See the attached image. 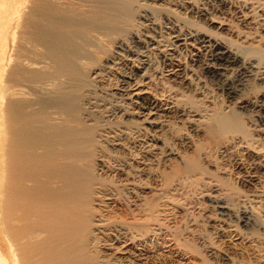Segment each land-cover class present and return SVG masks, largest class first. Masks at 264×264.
Masks as SVG:
<instances>
[{
  "label": "bare ground",
  "instance_id": "1",
  "mask_svg": "<svg viewBox=\"0 0 264 264\" xmlns=\"http://www.w3.org/2000/svg\"><path fill=\"white\" fill-rule=\"evenodd\" d=\"M163 2L214 22L193 0H0V264H124V255L128 264H174V249L202 264H264V95L248 129L228 75L252 72L264 88V48L238 45L210 24H180L172 7L164 39L155 31ZM263 2L239 4L241 25L264 29ZM250 31L241 37L262 45ZM189 47L224 78L232 105L185 106L158 90L159 63H170L166 76L183 70L189 79L176 59ZM167 114L189 130L200 122L211 139L205 153L239 169L230 186L216 179L239 203L208 196L217 221L208 234L219 242H188L176 225L175 178L213 171L201 166V143L171 132ZM96 221L115 236H98Z\"/></svg>",
  "mask_w": 264,
  "mask_h": 264
},
{
  "label": "rangeland",
  "instance_id": "2",
  "mask_svg": "<svg viewBox=\"0 0 264 264\" xmlns=\"http://www.w3.org/2000/svg\"><path fill=\"white\" fill-rule=\"evenodd\" d=\"M257 1H260V3H262L264 0H262V2H261V0H257ZM165 2H163L164 7H163V5H160L159 8H158L159 5L157 6V8L160 10H157L158 12H156V16H155L156 17V23H157L156 24L157 28H155V31L158 34L161 33L164 36V39L169 38V33L171 32V30L169 29V25L165 24L166 23L165 19H164L165 15H166L165 13L169 7L170 8L172 7V9L176 8V9H174V13L177 12L179 14L178 15L176 13L179 16L180 24H183V25L185 24L187 27H193V28H195V26H194L195 23H196L195 25L198 24V25H202V26H205V24H208V25L210 24L209 28L212 29L213 32L215 31L227 39H232L231 41H233L234 43L236 42L238 45L241 44L242 46L247 47V48H252L255 46H259L260 48H264V45H263L264 40L262 42V45H257L258 43L255 42V37L254 38L251 37V39L245 38V40H244V37H241V35L244 34L243 31L245 32V31L251 30L250 32L253 31L254 33H258V34L262 35V38H264V29H261V27L253 26L252 27L253 29H252L249 26H243V24L241 25V23L239 22V9L241 7L240 5L243 4V0L242 1L241 0H226V3H221V1H218V0L217 1L216 0H210V1L209 0H193L194 4L196 2L197 6H203L204 8H206V10L209 12V14L211 12L212 15H215L212 17V15L210 14V17L213 18V20H214V22H212V23L209 21L208 18L206 20H202L198 16V14H196V13L193 14V13L189 12L188 14L187 13L185 14L183 10L179 9L178 7H175L174 5H170L169 3L167 4ZM161 8L162 9L165 8L164 9L165 11L162 10ZM159 11H160V13H159ZM180 16H182L181 18H184V19H181ZM263 17H264V15H263ZM188 18H189V20L192 19V22L194 24L191 25L189 22L187 23L186 20ZM216 18H218V19H216ZM183 20H185V21H183ZM221 20L224 22V25H222L220 27L217 22L221 21ZM254 27H256V28L254 29ZM148 30H149V32L151 31L150 33L154 32L153 29L152 30L148 29ZM189 48H186L185 50L183 49L181 52H179L178 57H176V59H178V64H181L180 68L186 67L185 69L188 70L187 74L189 73V75H190V76L188 75L189 79L184 80L185 74H184L183 70L180 71V73L178 72L179 76H177L176 74H175L176 76H174V75L173 76H166V75H168V74H166V73H168V72H166V69L169 68L170 63H168V62L159 63V65L162 66L159 69L161 70V72H163V77H166V78L163 79L164 82H163V84L161 83V85H159L158 90L161 92L164 91L163 92L164 96H166L168 98L172 97L173 99H175V98L178 99V97H180L179 98L180 102L181 103L184 102L185 104L184 103L183 104L185 106H188V105L190 106L191 101L194 102L193 104H195V106L197 108H202V107L204 108L205 106H208V105L212 106V104H216V105L221 106V107H223V106L225 107L226 105H232V103H234L233 100H231V98L226 96L227 94H225V84H224V80H223L224 78L218 77L214 74L212 75V73L207 71V67H206L205 62H204L205 61L204 55L201 52L198 53L195 50H193L191 48L189 49ZM174 64H175V62H174ZM240 72L241 71L238 72L239 74L236 72L233 73L235 76L232 73H230L228 75H229V79H231L235 84L238 83V85H239V94L241 95V99L239 100V102H241V104L245 105V108L242 110V113L244 111L245 114L243 113V115H241L242 118L245 115L243 118L245 126L248 127V129H253L254 125H256V123H255L256 121H254V120H256V118H254V117H256L255 116L256 114H255L253 108L256 105V101L259 100L262 95H264V88H262V87L260 88V86L256 85V83H258V80L256 79V76L254 75V73H252V72L248 73L247 71H246L247 73L246 72L240 73ZM242 77L245 79V81H244V79H242ZM231 80H229V81H231ZM222 81H223V83H222ZM181 99H182V101H181ZM248 117H251L250 121H248V119H249ZM252 119H254V120L252 121ZM167 120L170 121L169 127L171 128V126H172L171 132L173 131L174 133H177L176 135L178 137L185 135V137L189 138L188 139L189 141L190 140L192 141L191 146H194V144H200L201 143L200 145L203 146L202 152H204L201 155L202 157H200V161L202 162V163L200 162L201 166H203L204 169L207 168L205 170L206 172L208 171V169L211 170V172L212 171L215 172L213 174V172L211 173L210 171H208L211 174L207 173V176H205L206 175L205 174L202 177L198 174L196 176H193V174H191V175L186 176V177L184 176L185 179L183 176H182L183 179L181 176L175 178L176 190L175 191L172 190L173 193L172 192L171 193L176 195L177 202H179V203L176 202V204H178V209H177V213H178L177 216L178 217H177L176 225L180 230L183 229L182 231H184V232H182V233H184L185 235L183 234L182 237L186 236V239L188 240V242H194V243L198 242L197 244L204 243V242H207V243L215 242V241H217L216 236L208 234V231L210 230V227H208V226L209 225H217L216 218L212 215V209L209 207L208 196L210 197V194L221 195V196H229L230 195L231 198H230V196L227 198H230V199L233 198L234 202L237 201L236 203H239V193L235 192L236 194L235 193L231 194L232 192L229 193L230 191H228L227 189L224 190V187L227 188L228 184H229V186L232 185L230 177L234 178L236 170L238 172L239 169L234 167L233 162L231 163L229 160L227 162H225V164L228 166L227 167L228 170L225 168H222L221 167L222 163H221V161H219L220 159H219V157H217L218 155L216 153H214V152H211V153L206 152L205 153L206 150L207 151L209 150L208 149L209 147H207V146L210 145L211 139H209V136L205 132L204 126L200 122H199V124L201 125V127L198 124V126H199L198 128H195V130H189L187 128L189 123L186 120H184V117L181 115L167 114ZM252 122L254 123V125ZM252 126H253V128H252ZM200 128H201V130H200ZM198 129H199V131H198ZM174 130H176V131H174ZM193 142H194V144H193ZM184 147L186 148V146L181 145V143L178 144L179 150L182 149L181 152H184V150L186 151V149L188 152H191V150L193 149V148H191V150L188 148L185 149ZM213 153H214V156H212ZM205 154H207L208 156L211 155L212 159ZM205 157L209 158V159H206V161H205ZM228 171H230V172H228ZM212 174L214 176L216 174L217 177L215 178L214 176H212ZM232 174H234V175H232ZM197 176H200V178ZM223 176H226L227 177L226 179H229V180H226V182H229V183L228 184L225 183V185L227 184L226 185L227 187L225 185L220 186V184L217 183V182H219L220 179H222ZM217 178H219V180H216ZM177 179H179V180H177ZM186 180L187 181L189 180L192 182L195 180V183L193 182L192 183L193 185H189L190 183L187 182ZM232 182H233V184L236 183V186L233 185L234 187L239 188V180L238 179H235ZM238 190L239 189H237L236 191H238ZM235 195H237V196H235ZM233 196H235V197H233ZM188 217H191L192 219H190ZM104 222L103 221H101V222L96 221V224L98 226L95 229V233L100 237H104V235L108 234L107 236H109L110 238H113L117 232H114L112 229L110 230L108 227H106L107 222H105L106 224H103ZM162 232H163L162 237H164L165 240H169L170 236H168L167 231L165 229H163ZM118 234L120 236V239L124 240V235H123L122 229L119 231ZM217 242H219V241H217ZM174 250H175V253H179V257L175 258L176 263L174 262V264H202V262H200V260L196 259V261H195L194 259H192L193 260L192 261L191 258H189V255H186L185 253H183L181 251H177L176 249H174ZM126 259H128V258H126V255H124V259H123L125 261V262H123L124 264H128ZM112 262L116 263L115 260H113Z\"/></svg>",
  "mask_w": 264,
  "mask_h": 264
}]
</instances>
